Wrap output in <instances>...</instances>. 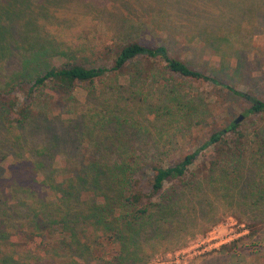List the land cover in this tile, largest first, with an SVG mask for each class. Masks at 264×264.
<instances>
[{"label": "trees", "instance_id": "16d2710c", "mask_svg": "<svg viewBox=\"0 0 264 264\" xmlns=\"http://www.w3.org/2000/svg\"><path fill=\"white\" fill-rule=\"evenodd\" d=\"M156 4L147 6L158 12ZM7 13L8 29L0 33L2 47L10 49L12 43L23 47L27 38L13 40L10 32L19 12ZM177 21L174 14H167V39L176 41L183 33L192 36L193 30L186 31L185 24ZM154 22L163 24L162 19ZM128 36L99 47L81 43L79 51L69 47L40 52L42 48L35 50L37 44L30 45L26 49L33 53L5 76L6 84L0 70V152L4 144L13 147L16 164H33L35 172L44 173L39 180L27 164L30 176L14 168L9 191H0V264H152L166 229L184 223L179 209L195 197L201 179L192 167L200 152L211 146L213 156L204 162L209 170L206 179L213 181L214 173L220 172L221 182L238 180L239 185L252 170L246 197L264 201V124L258 127L256 122L247 133L233 122L226 133L212 132L196 150L169 162H164L161 146L135 144L126 128L138 125L131 113L136 101L151 97L152 92L146 91L149 81L171 86L159 101L169 117L179 120L181 136L199 123L196 117H205L196 99L185 97V91L171 81L225 84L172 54L166 44ZM6 58L2 51V67ZM82 86L87 91L83 101L76 95ZM247 113L263 115L264 100L255 99ZM70 149L77 150L80 158H72ZM57 154L68 158L55 168ZM41 155L51 159L49 165L39 159ZM168 236L173 237L171 232ZM244 237L222 249L236 251Z\"/></svg>", "mask_w": 264, "mask_h": 264}, {"label": "rangeland", "instance_id": "374dc122", "mask_svg": "<svg viewBox=\"0 0 264 264\" xmlns=\"http://www.w3.org/2000/svg\"><path fill=\"white\" fill-rule=\"evenodd\" d=\"M150 2L156 4L153 0L143 3L135 0H18L15 5L9 0H0V5H6L0 10V33L8 29L9 9L19 12L18 21L16 19L10 28L13 40L14 37L27 38L23 47L10 43L9 49L2 47L0 34V53L6 51L7 56L4 66L0 65L2 84L8 82L5 76L20 68L33 53L26 49L30 45L37 44L35 50L42 48L40 52L69 47L79 51L81 43H94L99 47L128 35L152 38L155 43L168 45L172 54L189 60L193 67L249 96H240L228 86L211 81L175 78L171 82L185 91V97L196 99L205 117H196L199 123L181 136L179 120L169 117L159 101L162 94L169 93L171 86L149 81L146 91L152 92L151 97L145 102L136 101L131 113V120H137L138 125L126 128L128 134L134 135L135 144H148L152 149L161 146L165 151L164 162H169L196 150L212 132L224 130L226 133L240 114L244 119L237 124L247 133L252 132L256 122L258 127L264 124V114L247 113L255 99L264 100V0H156L158 12L150 10L147 6ZM143 7L147 8L143 10ZM167 14H174L177 22L185 24L186 31L192 29V36L183 33L176 41L167 39L170 30ZM154 19H162L163 24ZM199 34L204 41L198 38ZM93 64L97 65L98 61ZM86 92L82 86L76 95L83 101ZM1 149L0 191L7 192L14 168L20 173L23 170L25 176L32 172L24 164L36 170L33 164L13 161V155H17L15 148L4 144ZM212 150L213 146L201 151L192 167L201 178L195 187V197L179 209L184 223L166 229L173 237L168 233L163 236L152 264H264V201L258 202L249 194L246 197L254 172L247 171L239 185L238 180L221 182L224 177L220 172L214 173L213 181L206 179L209 170L204 162L213 156ZM68 154L80 158L77 150L70 149ZM67 158L66 154H57L54 167L63 166ZM39 159H44L43 155ZM45 159L49 165L51 159ZM35 173L39 180L44 178L43 172ZM43 190L52 196L45 186ZM54 199L49 197V200ZM242 236L246 237L238 242L236 251L222 249L224 244Z\"/></svg>", "mask_w": 264, "mask_h": 264}, {"label": "water", "instance_id": "95a60500", "mask_svg": "<svg viewBox=\"0 0 264 264\" xmlns=\"http://www.w3.org/2000/svg\"><path fill=\"white\" fill-rule=\"evenodd\" d=\"M243 119H244V115H243V114H240V115L238 116V118H236L235 122H236V123H239V122L242 121Z\"/></svg>", "mask_w": 264, "mask_h": 264}]
</instances>
